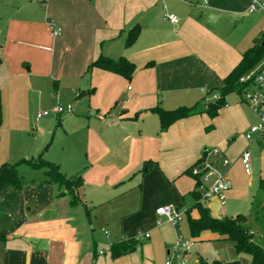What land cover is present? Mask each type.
I'll list each match as a JSON object with an SVG mask.
<instances>
[{"label":"crops","instance_id":"0c3cea01","mask_svg":"<svg viewBox=\"0 0 264 264\" xmlns=\"http://www.w3.org/2000/svg\"><path fill=\"white\" fill-rule=\"evenodd\" d=\"M250 1L0 0L2 114L8 101L17 112L37 103L35 120L42 125L83 117L95 137L76 206L69 195L57 196L54 184L0 190L3 264H155L160 254L166 264L182 220L175 226L156 209L171 205L186 215L196 187L188 170L205 148H219L231 166L264 136L246 139L258 117L236 92L216 116L203 111L162 132L153 108L205 110V100L264 33V15L248 13ZM50 21L60 25L58 36ZM134 27L138 35L128 45ZM101 56L127 58L135 65L132 76L89 68ZM58 104L81 113L37 118L40 108ZM217 165L228 168L221 157ZM208 200L214 217L227 206L217 197ZM189 212L198 216L196 209ZM136 236L141 243L133 252L111 255L110 244ZM196 238L220 236L204 231Z\"/></svg>","mask_w":264,"mask_h":264},{"label":"rangeland","instance_id":"374dc122","mask_svg":"<svg viewBox=\"0 0 264 264\" xmlns=\"http://www.w3.org/2000/svg\"><path fill=\"white\" fill-rule=\"evenodd\" d=\"M82 99L88 102L87 97ZM72 107L73 112L70 114L78 116L81 112L75 105ZM37 110V103L27 109L22 107L20 112L14 109L11 102L3 103L0 127V166L3 163L18 164V171L26 180L25 186L41 187L39 181L45 175V168H32L23 160L37 157L42 148L46 146L44 159L58 164L61 171L66 172L68 176L81 173L84 177L88 166L86 154L95 137L82 120L83 117L79 121L68 123L63 121V124L58 126L57 119L54 123L47 122V125H42L35 120ZM40 110L42 111L41 108ZM66 114L61 115L62 120H65ZM250 151L252 155L249 172L245 171L241 160L234 165L229 164L227 170H224L231 180L233 190L228 192L229 196L226 195V208L219 207V212L215 214V217L222 218L227 213L234 216L242 214L252 231L254 240L264 247V221L256 218V209L259 212L263 210L260 215L264 214V194L258 186L260 178L264 179V141L261 144L255 143ZM204 203L208 206L210 200ZM180 227L179 238L193 243L186 256L189 264H195L197 256L206 260L237 259L241 264H250V255L245 252L236 253L234 243L229 239L220 237L219 239L200 240L192 236L188 227V217L185 214L182 215ZM99 229H101L100 226ZM95 230L98 231L96 225ZM2 240H0V264H3L4 260V241ZM182 256L180 252L170 257L173 264H179ZM164 261V257L160 254L157 255L155 264H164Z\"/></svg>","mask_w":264,"mask_h":264},{"label":"trees","instance_id":"16d2710c","mask_svg":"<svg viewBox=\"0 0 264 264\" xmlns=\"http://www.w3.org/2000/svg\"><path fill=\"white\" fill-rule=\"evenodd\" d=\"M139 28L134 27L130 30L126 44L130 45L134 42L138 35ZM262 36L256 41V43L244 51L242 59L236 67L226 76L224 80V86L219 88L216 99L208 98L205 100V110L198 108L197 106H185L181 105L173 109H165L160 106H156L153 110L157 113L160 121V132L167 130L172 123L176 120L185 118L203 111L208 112L211 117L217 115L218 110L226 105V96L230 93L236 92L241 94V88L238 83V79L251 70L258 61L264 55V44L262 43ZM96 66L103 70L114 72L120 75L130 78L135 70L133 62L125 57L119 59H112L101 56L89 66V68ZM216 94V93H215ZM2 124V99L0 96V127ZM44 152L42 150L37 157L25 159L32 168H45V175L39 181V186L45 184H54L58 187L57 196L69 195L70 204L76 206L81 200L78 196V190L83 187L84 180L81 173L68 176L61 171L60 166L52 161L44 159ZM202 160L200 158L195 162ZM194 163V164H195ZM193 164V165H194ZM192 165V166H193ZM18 164L3 163L0 166V190H4L8 187H15L21 189L26 180L23 175L20 174L17 168ZM191 166V167H192ZM191 167L189 173L191 174ZM192 175V174H191ZM193 176V175H192ZM196 180V187L193 191L195 199L194 204L187 209L186 215L188 217V227L192 236L197 237L204 231H211L217 233L220 237L229 239L234 243V249L236 253H248L251 257L250 264H264V247L256 242L253 238L252 231L247 225L245 217L242 214L236 216H225L222 218L214 217L208 206L204 203L208 199L202 198L200 192L197 189L199 179L193 176ZM259 189L264 194V179H260L258 183ZM192 209L198 211L197 217H192L190 212ZM88 210V209H87ZM89 211V210H88ZM261 210L256 209V218L264 221V214L260 215ZM1 238H4L0 234ZM141 243L139 237L123 238L120 241L114 242L109 245L108 249L113 257H119L133 252L137 246ZM195 264H241L239 260H223L213 259L206 260L201 256Z\"/></svg>","mask_w":264,"mask_h":264},{"label":"built area","instance_id":"2783aa9c","mask_svg":"<svg viewBox=\"0 0 264 264\" xmlns=\"http://www.w3.org/2000/svg\"><path fill=\"white\" fill-rule=\"evenodd\" d=\"M248 13H261L264 15V0H251L248 7ZM167 18L171 23L177 24L179 18L174 14H168ZM51 34L58 36L61 33L60 25L55 21L49 23ZM264 44V33L262 36ZM241 88V100L257 115L258 120L250 125L245 134L249 142L257 141L264 136V55L258 63L248 72L243 74L238 79ZM79 94V93H77ZM219 95L214 94L211 99L218 98ZM208 100V99H207ZM72 106L68 105L64 108L61 105L55 106L52 110H44L37 113V118L47 116L49 114L71 113ZM221 150L217 147L205 148L199 162L191 167V174L199 179L197 189L202 198L211 199L217 197L222 205L226 203V192L231 188V181L226 175V172L221 171L217 165V158L221 157L223 166H228L231 161L227 156L221 155ZM241 160L246 172H249L251 166V151L245 149L241 154ZM156 213L163 215L173 225L177 226L182 220V213L178 212L171 205L160 206L156 209ZM148 236V234H145ZM139 237V236H136ZM192 242L178 238L173 246L174 253H182L183 256L179 260V264H188L186 254L192 246ZM105 249H98V253H104ZM166 264H172V259L169 257Z\"/></svg>","mask_w":264,"mask_h":264}]
</instances>
